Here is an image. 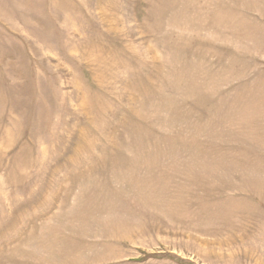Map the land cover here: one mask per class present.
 I'll return each instance as SVG.
<instances>
[{
  "label": "rangeland",
  "instance_id": "rangeland-1",
  "mask_svg": "<svg viewBox=\"0 0 264 264\" xmlns=\"http://www.w3.org/2000/svg\"><path fill=\"white\" fill-rule=\"evenodd\" d=\"M0 264H264V0H0Z\"/></svg>",
  "mask_w": 264,
  "mask_h": 264
}]
</instances>
